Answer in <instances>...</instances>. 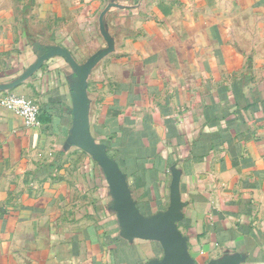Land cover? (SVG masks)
<instances>
[{
	"label": "crops",
	"instance_id": "crops-1",
	"mask_svg": "<svg viewBox=\"0 0 264 264\" xmlns=\"http://www.w3.org/2000/svg\"><path fill=\"white\" fill-rule=\"evenodd\" d=\"M109 6L115 50L89 76L92 136L146 217L169 208L179 171L178 228L197 264H264V0H33L23 25L0 27V85L49 47L79 64L107 49ZM75 80L55 57L0 92L41 110L27 126L0 106V264L161 260L159 243L122 237L102 169L68 143Z\"/></svg>",
	"mask_w": 264,
	"mask_h": 264
},
{
	"label": "water",
	"instance_id": "water-1",
	"mask_svg": "<svg viewBox=\"0 0 264 264\" xmlns=\"http://www.w3.org/2000/svg\"><path fill=\"white\" fill-rule=\"evenodd\" d=\"M109 6L100 17V30L107 43V49L99 51L88 59L85 64H79L70 50L53 46L45 50L37 62L29 67L19 78L8 84L0 85V92L14 91L26 80L37 73L48 60L55 57L64 58L75 72L76 80L73 87L74 124L68 143L86 152L102 169L111 195L114 199L112 208L116 212L121 235L129 241L136 239L157 242L163 250L161 260L149 264H197L189 251L188 239L180 232L178 224L183 220V202L180 193V173L173 171L171 185V202L166 211L146 217L139 210L133 199L127 175L119 164L109 157L107 147L99 143L91 134L89 123L88 80L92 70L105 57L115 50L113 39L105 27V15ZM239 257H229L223 261H212L209 264H240Z\"/></svg>",
	"mask_w": 264,
	"mask_h": 264
},
{
	"label": "built area",
	"instance_id": "built-area-1",
	"mask_svg": "<svg viewBox=\"0 0 264 264\" xmlns=\"http://www.w3.org/2000/svg\"><path fill=\"white\" fill-rule=\"evenodd\" d=\"M0 106L22 118L27 126L39 125L40 107L25 97L8 95L0 100Z\"/></svg>",
	"mask_w": 264,
	"mask_h": 264
},
{
	"label": "rangeland",
	"instance_id": "rangeland-1",
	"mask_svg": "<svg viewBox=\"0 0 264 264\" xmlns=\"http://www.w3.org/2000/svg\"><path fill=\"white\" fill-rule=\"evenodd\" d=\"M6 1V2H3ZM19 2V3H18ZM33 4V0H0V27H19L25 22V16H21L22 7L25 9L23 13L27 15L29 13L28 6ZM11 14L10 17L7 15ZM20 15V16H19ZM4 16V17H2Z\"/></svg>",
	"mask_w": 264,
	"mask_h": 264
}]
</instances>
